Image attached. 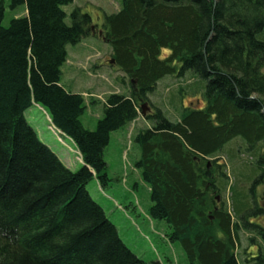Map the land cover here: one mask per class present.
<instances>
[{"label": "trees", "instance_id": "16d2710c", "mask_svg": "<svg viewBox=\"0 0 264 264\" xmlns=\"http://www.w3.org/2000/svg\"><path fill=\"white\" fill-rule=\"evenodd\" d=\"M73 1L10 0L13 9L24 4L26 15L7 26L0 3V264H161L126 247L86 185L94 177L102 186L109 181L103 153L110 133L139 116L160 79L186 71L204 82L203 105L170 100L174 121L153 106L144 115L151 125L134 138L149 216L166 223L187 264H241L240 229L256 247L244 261L264 264V227L249 218L263 211L250 203L264 182V0H120L101 28L129 89L108 95L94 130L80 122L84 97L60 84L67 45L91 34L92 20L79 7L65 23L62 7ZM163 49L169 54L162 58ZM32 103L73 141L79 170L27 124ZM236 137L256 158L248 193L220 162ZM225 190L229 207L220 199Z\"/></svg>", "mask_w": 264, "mask_h": 264}, {"label": "rangeland", "instance_id": "374dc122", "mask_svg": "<svg viewBox=\"0 0 264 264\" xmlns=\"http://www.w3.org/2000/svg\"><path fill=\"white\" fill-rule=\"evenodd\" d=\"M0 3L3 6V26H7L13 18L26 15L24 4L13 9L10 7V0H0ZM120 3V0H74L72 4L62 7L67 14L65 23L68 25L69 13L74 7H79L92 20L91 34L77 44L67 45V57L60 68V84L67 90L80 93L84 97L85 109L80 116V122L89 130H94L98 119L102 117L103 103L108 95L126 94L129 89L128 78L123 71L114 63L108 62L111 59V47L104 41L101 28L104 16L117 12ZM168 54L167 49L161 51L162 58ZM203 84L204 82L192 71H186L179 77L165 76L158 81L155 90L148 94V102L145 103L148 108L146 112L152 113L155 106L169 120L174 121L175 106L203 105L201 98ZM196 87H199L197 91L194 89ZM179 88L183 90L179 91ZM170 100L175 102V106L169 103ZM24 118L35 131L39 141L49 147L72 172L83 166L73 141L54 128L48 112L41 105L32 103L24 111ZM150 125L151 123L140 115L137 120L112 131L103 153L109 181L107 185L102 186L94 177L87 183L86 189L115 226L119 238L137 257L146 262L187 264L181 247L177 243L168 241L166 234L170 230L166 223L149 216L151 201L148 187L142 181L140 171L135 167V162L139 158V148L134 141L135 135L139 130ZM245 147L241 137L232 139L223 147L220 162L228 169L229 181L236 182L237 187L245 186L248 193L258 173L255 175L250 173V166L256 158L246 153ZM241 177L245 178L241 179ZM254 192V202L251 199L250 209L253 210L254 206H257L263 211L252 213L249 216L250 222L264 227V182L256 184ZM220 199L228 206L229 192L225 190ZM248 236L250 234L242 229L239 230L240 244L236 253L241 264H250L244 261L248 256L245 252L256 253L255 246L249 247Z\"/></svg>", "mask_w": 264, "mask_h": 264}, {"label": "water", "instance_id": "95a60500", "mask_svg": "<svg viewBox=\"0 0 264 264\" xmlns=\"http://www.w3.org/2000/svg\"><path fill=\"white\" fill-rule=\"evenodd\" d=\"M110 62H113V60H110ZM145 107H146V104H142V105H141V108H142V114H144V112H145ZM146 110H148L147 107H146ZM207 165H209V162H208Z\"/></svg>", "mask_w": 264, "mask_h": 264}, {"label": "crops", "instance_id": "0c3cea01", "mask_svg": "<svg viewBox=\"0 0 264 264\" xmlns=\"http://www.w3.org/2000/svg\"><path fill=\"white\" fill-rule=\"evenodd\" d=\"M137 119H138V118H137ZM137 119H136V120H137Z\"/></svg>", "mask_w": 264, "mask_h": 264}]
</instances>
